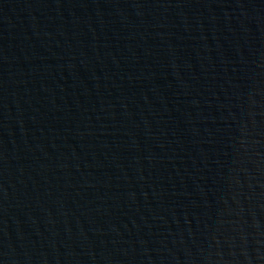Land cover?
I'll list each match as a JSON object with an SVG mask.
<instances>
[{
    "label": "water",
    "instance_id": "obj_1",
    "mask_svg": "<svg viewBox=\"0 0 264 264\" xmlns=\"http://www.w3.org/2000/svg\"><path fill=\"white\" fill-rule=\"evenodd\" d=\"M0 264H100L68 0H0Z\"/></svg>",
    "mask_w": 264,
    "mask_h": 264
}]
</instances>
